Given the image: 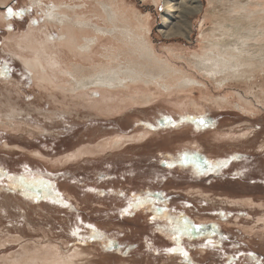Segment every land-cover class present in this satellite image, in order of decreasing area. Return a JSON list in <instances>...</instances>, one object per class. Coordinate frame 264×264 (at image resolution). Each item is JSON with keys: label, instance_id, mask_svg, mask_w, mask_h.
<instances>
[{"label": "rangeland", "instance_id": "obj_1", "mask_svg": "<svg viewBox=\"0 0 264 264\" xmlns=\"http://www.w3.org/2000/svg\"><path fill=\"white\" fill-rule=\"evenodd\" d=\"M87 1L0 4V264H264V72L220 85L196 68L213 0H201L189 38L161 34L163 0H126L150 15L149 41L175 88L75 89L77 67L137 59L111 35L85 32L81 46L98 38L88 53L63 43V12L105 28ZM9 6L30 11L9 17ZM27 58H40L48 82Z\"/></svg>", "mask_w": 264, "mask_h": 264}, {"label": "bare ground", "instance_id": "obj_2", "mask_svg": "<svg viewBox=\"0 0 264 264\" xmlns=\"http://www.w3.org/2000/svg\"><path fill=\"white\" fill-rule=\"evenodd\" d=\"M8 1L9 0H0V4H6ZM96 1H97V5H99V7L101 8L99 17H101L102 21L105 22L106 24L105 28H100L96 26V24L94 26L91 25L90 20L85 21L80 19V17L83 15L79 17L78 14L73 13L74 15L71 16V14L68 15L66 14V12H63L65 15L60 14L61 15L60 23L62 24L64 29V33L62 34L61 37L63 43L69 47H72V49L76 47L81 52L88 53L91 49L90 47L91 44L94 42V40H98V38L97 39L92 38L93 40H90L89 38L88 39L85 38L86 40L85 44L81 46L79 44V41L82 40L81 38L85 32L86 35H91L93 32L96 33L98 36L111 35L113 39L117 40L118 41L117 43H120L121 44L120 46H122L121 48L122 50L119 51V53H121L120 55L127 57H134L137 59H135L133 62L130 61L129 63L127 61L126 66L120 64L119 66L116 64L104 66L102 64L103 65L102 67L100 64L99 66L101 67L98 69H95L96 68L95 67L94 70H87L88 68H84L83 66L77 67L76 69H74L75 72H73L74 88L76 87L75 89H84L95 86L103 89L105 88L116 89V90L117 88L129 89L130 88L129 86L131 84L140 83V82H144L146 85L151 83H157L158 85H160L159 82H164L165 89L171 90L175 88V87L173 88L170 87L173 84L169 78L171 69L167 68V65H165L162 62V60L157 56L154 47L151 45V42L149 41L150 38L148 34L150 33L151 30L150 15L143 16L141 11L138 12L135 10H131L127 6L126 0H96ZM152 1L155 4H158L159 2V0H152ZM87 2H89V0ZM163 3H164V11L161 15L162 16L161 34L167 38H172L176 36H185L189 38L191 34V26H192L191 18L194 15L199 14L203 11L204 8L202 1L201 0H163ZM211 3L213 8L210 12L211 17L209 21L212 23V25L207 29L206 34H204L203 32V34L205 35V36L203 35L204 36L203 39H205L203 52L202 54L197 55L195 62H193L196 68L199 69L200 71L205 72L212 78L217 79L218 80L217 82L220 85L229 83L227 82L229 80H240L248 77H254L258 72H264V0H217V2H214L213 0ZM64 7L66 8V10L67 9L73 10L71 6H64ZM56 10L61 11L62 5L59 6L55 5L54 11ZM78 12L81 13L80 11ZM55 16L56 14H53L54 19L56 18ZM91 16L93 18V15ZM35 52L36 50L34 51V53ZM108 54L110 53L108 52ZM108 56H112V55H108ZM25 63L28 67L32 69V73L36 78V80L38 79L44 82H48L47 70L45 69L40 58H35V59L27 58L25 59ZM67 83L68 82H66L65 84ZM168 83H170V86L168 85ZM192 83H194L193 80L186 79L184 82H182V84L178 85L179 86L178 88L182 89L188 87ZM151 95L149 97H151ZM147 99L148 96L146 100ZM244 107L247 108V106Z\"/></svg>", "mask_w": 264, "mask_h": 264}, {"label": "snow or ice", "instance_id": "obj_3", "mask_svg": "<svg viewBox=\"0 0 264 264\" xmlns=\"http://www.w3.org/2000/svg\"><path fill=\"white\" fill-rule=\"evenodd\" d=\"M6 11H7L8 16L9 17H12V16H22L24 11H30V9H24V10H22L20 12H14L13 9H12V7L9 6L6 9ZM5 75H7V72L4 69H0V77H3ZM163 119L166 120L168 123H173L171 121V118H169V117H163ZM191 119H193L194 121H196L198 118L193 117ZM198 123L199 124H204V119L203 118H199L198 119ZM182 159L186 162L189 159L188 154H184V156L182 157ZM226 163H227L226 161H222V162H220V165L219 166H222V165H224ZM204 164L208 165L209 168H211L213 166L212 165V162H209L207 160L204 161ZM171 166L172 165L169 164V167H171ZM5 175L6 174L2 170H0V177L5 176ZM7 178L9 180H16V179H20L21 181L24 180V177L17 178V177L8 176ZM2 182L3 181L0 180V183H2ZM57 195H59V194L57 193ZM88 227H92V226L89 225ZM193 227H196L197 231H199L200 230V227H202V226H193ZM188 229H189V225L187 223H185L184 228H183V231H181V229H176V232L179 233V234H183V232L188 231ZM94 231H95V229H94ZM73 234L75 235V233H73ZM93 238H95V237H93ZM174 239H176L178 241L179 240V235L175 236ZM109 243L110 244H115L116 242L115 241H109ZM169 251H172V252L180 251V253L185 258H187V255H188L187 252H185L183 249H176V248H174V249H170ZM249 255H251V254H249Z\"/></svg>", "mask_w": 264, "mask_h": 264}]
</instances>
